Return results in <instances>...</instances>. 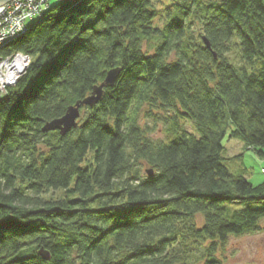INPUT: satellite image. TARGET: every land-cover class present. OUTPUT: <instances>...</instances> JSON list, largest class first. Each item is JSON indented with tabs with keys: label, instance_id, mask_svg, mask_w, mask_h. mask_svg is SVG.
Listing matches in <instances>:
<instances>
[{
	"label": "trees",
	"instance_id": "16d2710c",
	"mask_svg": "<svg viewBox=\"0 0 264 264\" xmlns=\"http://www.w3.org/2000/svg\"><path fill=\"white\" fill-rule=\"evenodd\" d=\"M18 52L28 67L0 92V264H225L231 237L263 230L264 180L229 166L224 139L264 157V0H58L0 45ZM113 69L76 127L45 130ZM143 113L165 114L167 140Z\"/></svg>",
	"mask_w": 264,
	"mask_h": 264
},
{
	"label": "rangeland",
	"instance_id": "374dc122",
	"mask_svg": "<svg viewBox=\"0 0 264 264\" xmlns=\"http://www.w3.org/2000/svg\"><path fill=\"white\" fill-rule=\"evenodd\" d=\"M172 0H160L162 6L168 4ZM205 1V0H204ZM58 0H50V5L57 3ZM197 25L198 22L195 21ZM146 48L148 46L146 45ZM165 114L158 117H147L142 114L141 124L150 126V137L155 140H167L168 135L165 131L166 125L164 121ZM193 121L183 120V126L190 132L198 134ZM226 147L227 163L235 170L239 167H246L250 180L255 183H261L264 180V157H260L253 148H245L242 141L236 138L226 136L224 139ZM147 167L144 168V172ZM261 225L263 230L250 235L231 237L224 252L225 264H264V220Z\"/></svg>",
	"mask_w": 264,
	"mask_h": 264
},
{
	"label": "built area",
	"instance_id": "2783aa9c",
	"mask_svg": "<svg viewBox=\"0 0 264 264\" xmlns=\"http://www.w3.org/2000/svg\"><path fill=\"white\" fill-rule=\"evenodd\" d=\"M50 0H10L0 5V45L11 41L19 34L25 32L27 28L38 18H40L50 5ZM22 60L20 72H16V61ZM31 58L24 53H14L7 58H0V92H7V87L15 85L18 79L25 73L26 67ZM13 64L10 72L7 68ZM9 76H14L10 81H6Z\"/></svg>",
	"mask_w": 264,
	"mask_h": 264
},
{
	"label": "water",
	"instance_id": "95a60500",
	"mask_svg": "<svg viewBox=\"0 0 264 264\" xmlns=\"http://www.w3.org/2000/svg\"><path fill=\"white\" fill-rule=\"evenodd\" d=\"M8 1L10 0H0V5ZM204 41L207 46H210V43L206 37H204ZM118 74L119 70L117 69L109 71L105 81L96 86L91 95L77 102L75 105L70 106L65 115H63L62 117L54 119L53 121L47 123L45 126V130L59 129L61 132L66 133L72 128L76 127L78 125V119L81 116V108L83 106H94L98 101H100L104 95V86L114 85Z\"/></svg>",
	"mask_w": 264,
	"mask_h": 264
},
{
	"label": "bare ground",
	"instance_id": "6f19581e",
	"mask_svg": "<svg viewBox=\"0 0 264 264\" xmlns=\"http://www.w3.org/2000/svg\"><path fill=\"white\" fill-rule=\"evenodd\" d=\"M21 62H23L21 59L19 60V63H18V61H16V65H17V69H16V72H20V64H21ZM24 63V62H23ZM13 64L11 63V64H9L8 66H7V68L8 69H10L11 67V69L9 70L10 72H12V70H13V67L14 66H12ZM14 78V76H9L8 78H6V81H10V80H12ZM10 86H13V85H10Z\"/></svg>",
	"mask_w": 264,
	"mask_h": 264
}]
</instances>
